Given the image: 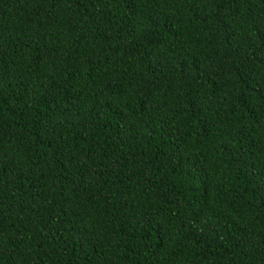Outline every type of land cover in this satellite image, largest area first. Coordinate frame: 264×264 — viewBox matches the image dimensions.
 Masks as SVG:
<instances>
[{
	"label": "trees",
	"instance_id": "obj_1",
	"mask_svg": "<svg viewBox=\"0 0 264 264\" xmlns=\"http://www.w3.org/2000/svg\"><path fill=\"white\" fill-rule=\"evenodd\" d=\"M0 264H264V0H0Z\"/></svg>",
	"mask_w": 264,
	"mask_h": 264
}]
</instances>
